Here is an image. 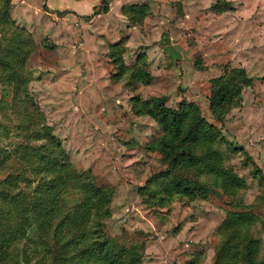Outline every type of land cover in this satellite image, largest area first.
I'll return each instance as SVG.
<instances>
[{
	"label": "rangeland",
	"instance_id": "obj_1",
	"mask_svg": "<svg viewBox=\"0 0 264 264\" xmlns=\"http://www.w3.org/2000/svg\"><path fill=\"white\" fill-rule=\"evenodd\" d=\"M226 1L230 9L215 11L216 0H110L96 15L99 0L7 3L13 26L33 40L23 72L29 95L71 167L111 190L103 230L117 241L138 242L141 264H183L194 251L201 253L197 264H211L224 211L240 209L223 193L165 206L144 202L145 182L165 168L156 151L144 148L160 134L145 112L151 107L142 105L149 97L171 108L190 103L212 126L211 146L243 181L235 196L254 214L226 251L238 249L237 239L248 235L257 240L253 264H264V0ZM127 4L149 8L141 24L120 13ZM8 28L4 23L0 32ZM119 40L124 63L146 71L147 83L143 76L109 79L114 69L107 47ZM231 68L249 78L239 85V99L209 102L212 81ZM11 97L0 84V148L34 143L23 141ZM12 156L0 178L16 166Z\"/></svg>",
	"mask_w": 264,
	"mask_h": 264
},
{
	"label": "trees",
	"instance_id": "obj_2",
	"mask_svg": "<svg viewBox=\"0 0 264 264\" xmlns=\"http://www.w3.org/2000/svg\"><path fill=\"white\" fill-rule=\"evenodd\" d=\"M110 0H99L91 15L105 13ZM8 0H0V84L9 88V106L20 121L23 141L19 147L0 148V171L16 166L0 178V264H141V245L136 241H117L107 236L101 219L109 214V187L94 186L83 173L69 164L58 142L48 130L39 106L26 88L24 63L33 48L31 36L14 27L7 13ZM45 8V5H44ZM212 10L230 9L226 0H216ZM120 13L131 23L141 24L149 13L143 4H127ZM114 72L111 81L124 75L147 83L142 68L127 67L122 59V41L107 47ZM249 78L242 69L231 68L212 81L209 102L228 105L240 97V84ZM159 97L142 101L160 129L145 143L156 151L165 168L151 175L141 189L146 204L168 205L174 199H206L210 194L232 195L239 210L226 209L215 229L221 243L215 248L211 264H253L257 240L248 235L237 239L238 249L226 248L236 231L254 219L251 211L235 196L243 181L222 165L212 146L213 129L190 103L176 108L163 105ZM200 252H192L183 264H197ZM242 257V258H241ZM228 258V259H226Z\"/></svg>",
	"mask_w": 264,
	"mask_h": 264
}]
</instances>
